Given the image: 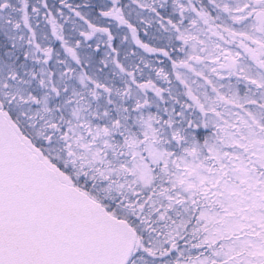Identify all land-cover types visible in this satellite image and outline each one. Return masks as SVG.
I'll return each mask as SVG.
<instances>
[{
    "label": "snow or ice",
    "instance_id": "6c2138e0",
    "mask_svg": "<svg viewBox=\"0 0 264 264\" xmlns=\"http://www.w3.org/2000/svg\"><path fill=\"white\" fill-rule=\"evenodd\" d=\"M208 4L173 0L179 17L165 25L138 3L175 58L136 39L120 0L85 5L171 60L155 70L165 88L137 82L113 34L80 11L90 31L79 35L107 36L100 64L122 86L102 82L96 53L78 55L49 19L81 69L57 58L56 79L28 4L0 0V264H264V0Z\"/></svg>",
    "mask_w": 264,
    "mask_h": 264
},
{
    "label": "rangeland",
    "instance_id": "374dc122",
    "mask_svg": "<svg viewBox=\"0 0 264 264\" xmlns=\"http://www.w3.org/2000/svg\"><path fill=\"white\" fill-rule=\"evenodd\" d=\"M11 2L17 6H22L24 3L28 4L26 11L30 16L33 31L36 33V43L41 44L45 48H51L53 52V58L48 60V63L44 65V67L49 71L56 72V79H59V72L61 70L66 71L63 65L57 63V58L65 61L73 68H77L78 70L81 69L72 59L71 55L65 51V47L62 46L61 41L53 35V25L49 22V19L55 21L56 31L62 32L65 39L68 40L69 46H71L78 55L83 56L87 51L96 53L93 59L97 68L103 69V76H98L102 82L111 84L113 83V80H115L116 87L122 86L119 76L113 77L110 74V70L114 68V65L109 64L108 68H104L103 65L100 64V61L105 59L106 53L109 51L105 43L107 36L97 33L93 35L91 40H84V38L79 35L80 31H90V29H88V24L75 15L76 11H80L86 20L97 24V26L107 27L113 34L115 39L112 43L113 47L117 49V52L112 53V55L129 71L134 73L137 82L146 83L148 79H151L157 84V86L168 87V84L159 80L155 74V70H158L161 67H163L166 72L171 71L172 64L168 57H165L160 51L152 53L145 52L144 49L137 45L136 41L133 39V33L128 27L120 25L117 21L109 20L108 18L100 17L98 20L99 8L93 9L92 7H85V5L91 6L100 4H107L110 7L111 0H11ZM160 2L161 0H138V3L155 7L160 16L163 17V23L165 25H167L168 20L172 18L173 15L178 19L179 13L177 12L173 14L172 12L173 0H166L168 5L166 9L160 8ZM181 2L187 3L188 0H181ZM217 2L234 4L238 2V0H217ZM138 3H134L133 0H120V5L125 18L136 28V39L140 40L142 43L148 44L150 47L158 49L163 48L175 58L178 53L170 45V34L164 32L160 27V18L156 13L150 12L146 8L138 7ZM194 3L197 7L207 5L211 8V5L208 4V0H194ZM67 5H71L72 10H70ZM33 7L39 9L38 14L32 12ZM212 12L213 15L216 14L214 9ZM49 14H51L50 17ZM221 15H223V13H221ZM17 18L20 17L18 16ZM20 22L23 23L22 19H20ZM227 22L231 24L230 20ZM185 23L187 24V21ZM200 27L203 28V25H200ZM233 27L239 28L240 26L233 25ZM23 34L26 36L30 35V33L27 32V29L24 30ZM204 38L207 39V37ZM212 39L215 38L213 37ZM77 40L82 41V45L79 48L76 47ZM172 43L179 46L181 42L172 41ZM88 45L91 46L90 49H88ZM24 46L25 48L28 47L27 40L24 41ZM225 47L226 49L228 48L227 46ZM37 55L42 57V53H38ZM179 55L180 58H183L182 53ZM28 64L30 68L35 67V69L39 71V64L34 65L32 60H29ZM144 64H148V67H144ZM82 70L85 72H91V69L88 67H85ZM128 79L131 78L128 77ZM171 79L175 84L176 81L174 75ZM193 79H195V77H193ZM133 87H135V85H133ZM182 90L181 87V91ZM149 96H153V94L149 92ZM165 96H167V93H165ZM152 111L155 112L156 109L153 108Z\"/></svg>",
    "mask_w": 264,
    "mask_h": 264
},
{
    "label": "flooded vegetation",
    "instance_id": "af4514ba",
    "mask_svg": "<svg viewBox=\"0 0 264 264\" xmlns=\"http://www.w3.org/2000/svg\"><path fill=\"white\" fill-rule=\"evenodd\" d=\"M227 47H231V46H227Z\"/></svg>",
    "mask_w": 264,
    "mask_h": 264
},
{
    "label": "trees",
    "instance_id": "16d2710c",
    "mask_svg": "<svg viewBox=\"0 0 264 264\" xmlns=\"http://www.w3.org/2000/svg\"><path fill=\"white\" fill-rule=\"evenodd\" d=\"M212 15H213V12H212Z\"/></svg>",
    "mask_w": 264,
    "mask_h": 264
}]
</instances>
